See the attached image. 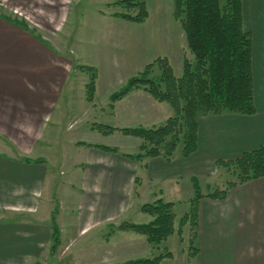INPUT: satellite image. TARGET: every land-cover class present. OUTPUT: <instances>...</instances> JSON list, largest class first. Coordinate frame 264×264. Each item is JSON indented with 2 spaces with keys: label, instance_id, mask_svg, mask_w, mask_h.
I'll list each match as a JSON object with an SVG mask.
<instances>
[{
  "label": "rangeland",
  "instance_id": "obj_1",
  "mask_svg": "<svg viewBox=\"0 0 264 264\" xmlns=\"http://www.w3.org/2000/svg\"><path fill=\"white\" fill-rule=\"evenodd\" d=\"M50 4L48 10L42 11V18L50 20L51 24L44 21V26L39 29L40 32L37 30L36 32L44 37L47 47L56 53H53L56 57L53 64L60 68L66 77L61 80L59 86L57 104L48 113L44 137L28 155L38 160L27 158L32 162L45 163L42 167L44 177L39 182L41 186L38 184V187L36 186L29 193H15L14 205L11 207H14L16 212H0V229L15 227L22 229L19 231V242L13 243L15 247L11 244L8 248L0 247V264H121L132 259L154 257L167 251L172 253L170 248L173 246L176 248L178 246L177 250L183 251L194 248L196 232L190 222L183 225L180 234L174 233L159 245L150 244L143 234L133 231L131 234L120 233L123 230L117 229L124 221L133 223L151 221L152 216L144 212L142 206L162 198L175 203L173 210L176 214L175 227L178 230L180 220L190 209L191 199L195 196V190L187 189L189 181H182L180 190L171 187L173 182L166 183L168 186L160 184L164 189L166 188L167 192L164 191L168 196L158 197L159 194L155 195L149 191V188L141 189L139 185L142 182H138L140 177L133 178L132 175L126 182L123 202L120 200L122 206L107 211L103 207L108 201L107 195H104L107 192L100 182V175L94 173L96 165L106 162V158L98 157L105 152L85 145L101 144L115 147L118 151L115 152L116 157L112 159L125 153L140 152L139 147L142 142L140 138L126 135L120 130L104 132L98 128L100 125L111 127L123 125L122 121L119 122L110 114L109 104L104 103L107 99L104 94L110 91L113 93L115 88L119 91L130 78L141 73L147 64L156 62L158 58H164L161 53L168 52V46L174 43L182 44L185 41L184 31L173 29L167 30L166 33L161 32L158 29L161 23L157 20V12L156 20L152 15L151 19L143 23L122 21L113 15H106L105 19L108 21L103 24L110 25L107 28L108 38L105 42L95 43L90 38L93 34L92 30L94 32L95 26L100 23L98 12L101 9L106 12L108 9L126 11L124 8L120 5L108 6L106 3H100L98 8L97 1L81 0L72 3L67 21L61 23L51 8L53 3ZM155 4L154 1L153 5ZM2 8L5 12L9 10L4 6ZM18 9L21 14L15 12L16 16L11 14L10 17L29 23L23 17L25 12L22 6ZM32 14H30L32 20L37 19V16ZM143 28L150 31L155 28V30L154 33L143 34ZM143 38L145 41L142 44ZM173 51L177 52L175 48ZM186 55L192 58L191 54ZM80 65L93 66L97 69L98 96L90 101L95 102V107L88 105L85 99V84L88 82L89 74L83 71ZM173 65V71L181 75L179 57L173 58ZM160 73L161 70L154 66L149 75L157 76ZM166 103L171 108V116L174 115V109L168 102ZM130 111L126 121L139 117L147 118L149 115L146 114H150L143 111L136 115L135 108ZM164 122L156 120V125L152 127ZM180 147L179 145L178 148ZM10 149L14 152L13 146ZM124 165L128 170H132L134 164L127 161ZM207 172L211 173L207 174ZM238 180L234 168H229L220 162L205 167L202 176L199 177L204 194L214 188L227 189L230 182ZM192 181L199 184L197 180ZM154 184L155 182L152 183V189L156 190ZM11 207L8 209L10 210ZM71 217L73 221L70 220ZM54 224L59 230L58 245L55 244L56 239L53 234ZM11 252L14 256L9 254ZM8 254L10 257L6 258Z\"/></svg>",
  "mask_w": 264,
  "mask_h": 264
},
{
  "label": "crops",
  "instance_id": "obj_2",
  "mask_svg": "<svg viewBox=\"0 0 264 264\" xmlns=\"http://www.w3.org/2000/svg\"><path fill=\"white\" fill-rule=\"evenodd\" d=\"M63 1L0 0L1 213L16 212L14 207H11L14 205L15 193L31 192L44 177L42 168L44 162H29L24 159L38 160L28 155L44 137L48 113L56 106L61 80L66 77V74L64 75L62 70L53 64L56 59L53 53H56L47 47L44 37L38 35L39 29L44 26V21L51 24L50 20L42 18V11L48 10L50 3H53L51 8L56 14L55 17L61 23H65L72 3L81 0ZM93 1L99 2V8L100 3L112 6L111 4L117 0ZM242 5L244 27L251 32L252 37V76L256 111L248 115L222 112L201 116L198 125V147L189 156L182 154L181 147L176 149L169 159L146 157L142 160H133L124 155L112 159L117 155L115 152L104 151V154H99L98 157L106 158V162L96 165L94 173L100 175V182L107 192L104 195H107L109 202L107 201L106 206H103L107 211L122 206L126 182L132 175L133 178L140 177L138 182H142L139 185L141 189L149 188V191L155 195L159 194L158 197H167L166 188L164 189L160 184L173 182L171 187L180 190L181 182L189 181L187 189L191 191L194 190L192 180H197L201 188L199 177L202 176L205 167L214 166L220 161L235 158L245 151L264 145V0H242ZM3 6L9 9L8 12L3 10ZM19 6H22L25 12L23 17L29 23L19 18L16 20L26 23L28 27H22L15 22L14 17H10L15 12L20 13ZM173 7L174 0H147L149 15L145 22L151 19L152 15L155 18L157 12V20L161 23L158 29L161 32L166 33L167 30L173 29L182 31L180 22L173 15ZM31 12L37 16V19L32 20ZM117 12L120 11L108 9L106 12L101 9L98 12L100 23L95 26L94 32L92 30L90 39L93 42H105L108 38L107 28L110 25L103 24L108 21L105 19L106 15H113L122 21H131L115 15ZM154 30L155 28L151 31L143 28V34L154 33ZM183 35L185 41L182 44L174 43L167 47L168 52L161 53L168 59L173 69V58L179 57L183 69L184 54L190 55L184 32ZM144 41L143 38L142 44ZM174 48L177 50L176 53L173 51ZM174 74L180 76L175 72ZM117 89H113L114 92ZM98 91L99 79L96 80L94 98H97ZM113 93L110 91L104 94L107 98L104 103L109 104L113 118L122 121L123 125L119 123L120 125H114L115 127L140 125L152 127L156 125V120L164 122L172 114L166 102L156 100L143 89L130 91L110 106ZM85 99L88 105L95 107L94 101L87 100L86 93ZM73 102L74 100L72 107ZM134 108L136 115L143 111L150 114H146L149 115L147 118L139 117L135 118L136 121L135 119L126 121L128 111ZM162 113L165 115L163 116ZM11 146L15 153L11 151ZM116 160L121 162L117 163ZM127 161L134 164L132 170H128L124 165ZM153 182L156 190L152 189ZM196 207L198 223L194 248L183 251L177 250L178 246L177 248L173 246L170 248L172 256L165 258L160 264H264V177L230 188L227 197L222 200L201 197L196 202ZM70 220L73 221V218L71 217ZM20 230H22L20 227L0 229V247L8 248L10 244L15 247L13 243L19 242ZM122 232L133 233L120 231ZM9 254L13 255L12 252ZM9 254L6 258L10 257Z\"/></svg>",
  "mask_w": 264,
  "mask_h": 264
},
{
  "label": "trees",
  "instance_id": "obj_3",
  "mask_svg": "<svg viewBox=\"0 0 264 264\" xmlns=\"http://www.w3.org/2000/svg\"><path fill=\"white\" fill-rule=\"evenodd\" d=\"M111 5H120L126 10L115 15L134 22H143L149 15L147 0H117ZM173 15L182 26L187 50L192 55L190 59L184 54L182 74L180 76L174 74L166 57L158 58L156 62L147 64L141 73L130 78L122 89L114 92L111 95L110 106L130 91L143 89L156 100L168 102L174 109V115L156 127L115 128L103 125L98 127L104 132L120 130L126 135L142 140L140 152L123 154L129 159L142 160L146 157L169 159L179 145L182 154L189 156L198 147L200 116L222 112L248 115L256 111L252 76V37L251 32L244 27L242 0H174ZM15 22L22 27H28L24 22L17 20ZM154 66L161 70L157 76L149 75ZM80 68L89 74L85 89L87 100L92 101L96 92L97 69L87 65H80ZM85 145L102 151H118L115 147L101 144ZM24 160L30 162L29 159ZM220 163L229 168L233 167L238 175L239 180L230 182L229 188L262 178L264 145ZM194 188L192 204L181 218L178 230L175 227L176 214L173 210L175 203L162 198L142 206V210L152 216L151 221L148 223L124 221L117 229L143 234L147 241L154 245H159L176 232L180 234L183 225L189 222L196 232L198 223L196 202L201 197L223 199L227 196L229 188H214L206 194L196 182ZM58 231L55 227L53 234L56 245L60 241V237L57 240ZM171 256L172 253L167 251L154 257L132 259L121 264H159Z\"/></svg>",
  "mask_w": 264,
  "mask_h": 264
}]
</instances>
